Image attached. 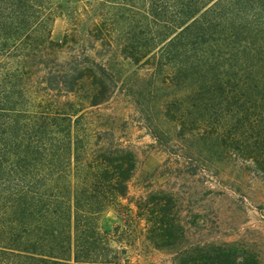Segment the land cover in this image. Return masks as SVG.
<instances>
[{"label": "trees", "instance_id": "obj_1", "mask_svg": "<svg viewBox=\"0 0 264 264\" xmlns=\"http://www.w3.org/2000/svg\"><path fill=\"white\" fill-rule=\"evenodd\" d=\"M68 2L57 42L60 0H0V264H131L128 214L102 218L134 204L136 156L93 121L118 86L104 62L115 52L182 91L164 105L174 139L218 142L264 171V0ZM170 202L136 204L155 249L185 237ZM174 263L230 262L186 246Z\"/></svg>", "mask_w": 264, "mask_h": 264}, {"label": "rangeland", "instance_id": "obj_2", "mask_svg": "<svg viewBox=\"0 0 264 264\" xmlns=\"http://www.w3.org/2000/svg\"><path fill=\"white\" fill-rule=\"evenodd\" d=\"M68 1L60 0L62 10L53 25L52 38L57 42L73 25L76 4ZM67 57L62 53L61 58ZM104 62L118 86L109 101L94 109V124L112 130L137 161L129 183L134 204L121 214L110 209L102 218L113 225L123 224L122 214L129 216L125 224L132 230L127 233L134 238V249L126 247L123 261L175 264V254L186 246H215L227 255L229 264H264V171L218 142L192 136L174 139L180 128L164 116V105L182 91L166 90L162 77L139 69L116 52ZM161 197L171 200L185 237L173 247L155 249L146 240L149 225L138 215L136 204ZM122 204L128 206V201Z\"/></svg>", "mask_w": 264, "mask_h": 264}]
</instances>
